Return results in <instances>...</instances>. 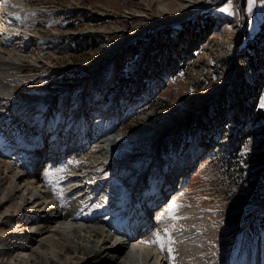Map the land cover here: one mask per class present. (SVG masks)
I'll list each match as a JSON object with an SVG mask.
<instances>
[{"label": "rangeland", "instance_id": "1", "mask_svg": "<svg viewBox=\"0 0 264 264\" xmlns=\"http://www.w3.org/2000/svg\"><path fill=\"white\" fill-rule=\"evenodd\" d=\"M25 3L40 14L36 24L27 25L24 40L35 43L34 52L52 57L49 66L35 70L33 77L20 83L21 91L37 101L33 106L44 105L38 112L37 128L44 127L49 116L51 125L61 124V132L70 131L69 127L72 130L71 121L62 124L64 121L58 120L65 106L77 107L83 96L93 111L99 112L92 127L99 126L104 133L115 122L111 116L118 112L121 122L114 128L126 132L128 139L147 129V120L142 119L147 113L157 123L165 117L183 121L166 135L158 159L147 161L148 179L143 184L159 174V165L164 171L161 175L169 174L173 182L175 173L183 171L175 165L198 153L192 161L202 160L196 164L197 170L187 175L173 204L196 211L197 220L208 225V237L227 255L225 264H240L244 257L246 264H264V134H260L264 119L256 118L259 111L264 115V0ZM172 14L178 18L173 20ZM144 16H158L166 24L158 29L147 27L144 24L149 19ZM138 26L144 28L139 38L113 57V65L101 68L105 58L101 49ZM117 29L120 31L115 32ZM110 69L112 81L105 86L102 78ZM226 76L232 77L231 83L212 95ZM91 77L98 82H92ZM95 88L101 89L90 95ZM103 104L110 109L106 115L100 112ZM102 121L105 125L100 126ZM246 131L250 134L245 137ZM115 136L116 132L108 142L117 139ZM131 144L121 155L126 167L98 168L107 174L104 178L112 180L138 170L128 162L140 163L147 154L141 145ZM110 170L121 172L113 175ZM136 194L135 189L133 197ZM104 204L108 203H103V208Z\"/></svg>", "mask_w": 264, "mask_h": 264}, {"label": "bare ground", "instance_id": "2", "mask_svg": "<svg viewBox=\"0 0 264 264\" xmlns=\"http://www.w3.org/2000/svg\"><path fill=\"white\" fill-rule=\"evenodd\" d=\"M185 5L183 9L187 10L188 5ZM38 11L27 7L25 0H0V264H225L223 257L227 255L216 248L208 237V225L197 220L193 209L165 201L159 203L162 209L158 213L150 215L152 211L146 209L149 212L143 220L144 231L136 238L130 234L125 218L118 216L116 222L112 221L114 216L131 211L138 204L132 203L135 189L140 188L138 196L145 197L154 196L158 191L163 195L170 187L180 194L185 173H175L173 183L169 174L161 175L164 171L160 168L154 179L143 183L148 179L146 170L150 164L147 161L151 157L153 161L158 159V150L166 135L176 131L183 121H169L170 118L165 117L163 122L157 123L150 120L147 113L142 117L147 120V129L134 139H128L126 132L115 128L107 135L97 130L90 136L88 114L80 111L72 115L77 117V123L73 124L76 133L68 136L59 153L58 146L53 147L57 136H53L45 163L37 157L40 149L28 148L36 140L41 147L43 133L51 128L49 116H46L47 125L37 128L38 112L44 105L33 106L37 101L23 93L20 86L27 77H33L35 70L52 63L51 56L34 52L29 41L24 40L27 25L39 20L35 17ZM177 18L172 14L173 20ZM145 19H149V23L144 25L154 29L166 24L158 16ZM142 30L144 28H137L122 40L102 48L105 58L101 68L109 63L113 65V57L137 40ZM109 71L112 74V69ZM105 75L102 83L108 86L112 75L109 81L108 72ZM92 79L98 82L95 77ZM231 80L230 76L223 77L212 95L227 88ZM115 132L117 139L108 142ZM131 142L141 145L147 154L140 163L128 162L129 167L137 165L138 170L128 174L110 170L113 175H120L112 180L104 178L107 174L100 168L127 166L121 155ZM66 148L72 149L70 158L63 155ZM99 187L101 190L96 195ZM143 202L148 201L144 199L138 204L140 211L144 209ZM103 203H108L104 204L105 208ZM150 217L153 221L147 220ZM157 233L165 241H172L165 243L164 251L159 245L149 243ZM169 247L171 253L167 250ZM245 259L240 258V264H246Z\"/></svg>", "mask_w": 264, "mask_h": 264}, {"label": "snow or ice", "instance_id": "3", "mask_svg": "<svg viewBox=\"0 0 264 264\" xmlns=\"http://www.w3.org/2000/svg\"><path fill=\"white\" fill-rule=\"evenodd\" d=\"M5 2H7V0H5ZM221 10L222 11H226V9H221ZM262 106H264V105H262ZM173 208H175V206H173ZM149 243H155V244L159 245L161 251H164L165 250V243L171 244L172 241L170 239L165 241L164 238H162L161 234L157 233L156 236H155V239L153 241L149 242ZM167 250H168L169 253L172 252V248L171 247H169Z\"/></svg>", "mask_w": 264, "mask_h": 264}, {"label": "trees", "instance_id": "4", "mask_svg": "<svg viewBox=\"0 0 264 264\" xmlns=\"http://www.w3.org/2000/svg\"><path fill=\"white\" fill-rule=\"evenodd\" d=\"M253 102V106H254V104H255V102H256V96L254 97V101H252ZM260 113V114H259ZM259 113H258V115L256 116V118H263L264 119V115L263 114H261V111H259ZM253 124H255V121H253ZM261 130H262V133H260V134H264V127L262 126L261 127ZM244 135H245V137L246 136H248L250 133L248 132V131H246V133H243ZM235 154V153H234ZM207 159V158H206ZM229 174V173H228ZM231 174V173H230Z\"/></svg>", "mask_w": 264, "mask_h": 264}]
</instances>
